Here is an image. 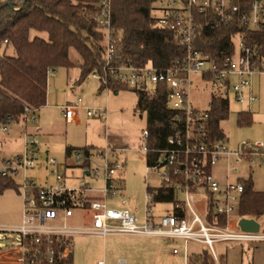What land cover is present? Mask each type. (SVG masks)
Listing matches in <instances>:
<instances>
[{
    "label": "built area",
    "instance_id": "2783aa9c",
    "mask_svg": "<svg viewBox=\"0 0 264 264\" xmlns=\"http://www.w3.org/2000/svg\"><path fill=\"white\" fill-rule=\"evenodd\" d=\"M96 7L94 19L102 34L97 44L102 68L92 70L89 75L106 85L111 74L130 88L146 91L157 84L164 85L166 107L174 112L170 121L174 131L166 136L163 147H149L146 126L141 132L140 151L145 154L144 177L148 190L143 218L140 220L125 206L127 199L122 195L118 178L123 161L115 149L106 147L97 151L100 163L91 166H87L90 156L79 149L71 152L72 165L86 170L91 178L100 179V188L92 187L83 177L76 185L66 183L65 164L52 157L45 164L47 175L54 178V183L41 185L27 175L38 164L39 142L35 134L26 132L22 152L0 158V177L19 178L22 199L21 221L16 225H0V240L4 242L0 246V264H57L70 255L71 240L76 235L103 238L141 235L181 240L185 256L188 243L196 242L204 245L217 263L216 243H264V221L255 219L259 228L253 232L238 226V221L246 217L231 218L233 212L238 213L244 190L239 165L243 163L252 169L264 163V141H241L231 148L225 137L211 139L207 131V109L195 107L191 99L192 85L198 80L204 88L212 87L211 96L218 94L229 99L231 95L237 103L248 104L246 111L251 113V104L258 100L251 92V80L257 74H264V55L247 45L242 33L237 32L232 55L221 64L214 62L195 47V13L204 14L208 23L217 28L264 30V0L154 2L155 26L171 31L184 49V56L166 69L119 60L115 52L112 0H98ZM54 71L55 68H48L47 76ZM81 108L82 98L78 97L62 107V114L70 120ZM34 111L24 107L21 117L24 123L35 121ZM84 111L88 117L107 119L105 107H84ZM8 125L0 124V131H7ZM220 161L225 163L224 182L212 174L213 166ZM150 177L157 180L155 185L147 183ZM158 189L171 190L173 197L170 202H161L169 205V210L154 217L153 192ZM93 191L100 192V198H93ZM111 200H118L119 206H109ZM79 211L80 218L88 222L70 224V218ZM209 217H213V222ZM222 217L226 223L218 224V218ZM177 252V248L173 249V253Z\"/></svg>",
    "mask_w": 264,
    "mask_h": 264
},
{
    "label": "trees",
    "instance_id": "16d2710c",
    "mask_svg": "<svg viewBox=\"0 0 264 264\" xmlns=\"http://www.w3.org/2000/svg\"><path fill=\"white\" fill-rule=\"evenodd\" d=\"M157 0H112V26L116 31L115 52L121 61L135 66L151 65L168 68L184 56V49L171 31L155 26L152 14ZM98 0H5L0 2V45L10 46L14 53L0 54V124L19 121L24 107L39 108L46 102L47 69L74 64L69 58L73 48L81 57L82 82L94 70H101L102 55L97 49L102 39L97 29L96 4ZM33 32V33H32ZM46 33L42 36L40 33ZM241 32L245 43L264 55V30L240 27H214L204 14L195 13V47L216 63L234 52L233 37ZM110 90H130L136 93L135 110L145 114L149 147H163L172 133L170 121L174 112L166 107V87L157 84L152 90L135 89L118 82L110 74L106 85ZM207 131L211 139L225 137L221 122L228 117L229 100L218 94L211 97L207 108ZM252 115L237 113L239 126L250 125ZM73 148L66 147L69 154ZM90 156L89 147L79 149ZM97 152V151H96ZM244 190L238 213L241 217L259 219L264 215V191H256L250 179L241 180ZM16 185L13 179L0 177V190ZM153 192V191H152ZM172 191L158 189L153 201L170 202ZM213 222V217H209ZM225 224V218H218ZM71 255L57 264L71 263ZM226 264L225 255L218 257ZM186 264H217L207 248L188 255Z\"/></svg>",
    "mask_w": 264,
    "mask_h": 264
},
{
    "label": "rangeland",
    "instance_id": "374dc122",
    "mask_svg": "<svg viewBox=\"0 0 264 264\" xmlns=\"http://www.w3.org/2000/svg\"><path fill=\"white\" fill-rule=\"evenodd\" d=\"M40 34L44 37L46 36L44 32ZM6 53L12 54L14 51L8 47ZM69 58L74 66L70 68L57 67L54 72L48 74L46 97V105L48 104V106L38 112L40 125L44 117L50 126V129H48L51 132L49 157H55L57 160L63 161L66 146L78 148L85 145V143L103 146L105 145L106 137H109L110 144L112 149L116 150L117 157L125 162L123 179L125 196L128 197L126 207L140 218L145 205V195L148 192L145 177H143V175L145 176V154L139 151L141 132L146 126V118L144 113L140 114L135 110L136 93L123 89L119 90L117 95H114V91L110 90H104L98 95L99 80L89 76L83 82L78 83L81 57L73 48L69 50ZM212 91V87L204 88L198 80L194 82L191 91L193 105L199 109H207L213 96H211ZM251 92L258 100L251 104L252 123L245 126L237 124V113L246 110L249 107L248 104L237 103L229 95V114L221 122V127L225 139L231 148L241 141H264V74H257L252 78ZM78 97L87 101L90 108L105 107L109 113L108 119L104 121L94 117L88 118L85 112L79 110V120L77 122L65 123L60 118L61 110L57 109L55 105H65L74 102ZM38 114H36V117H38ZM35 126L36 124L29 123L28 129H32ZM9 127L8 132H0V157L4 158L20 153L23 149L24 134L21 132L22 123L20 122L17 127L9 124ZM38 142L40 146V140ZM40 147L42 149L45 148V144H41ZM224 169L225 163L222 161L212 168L214 178L220 182H224ZM74 173L82 174L81 167H76V172ZM27 174L34 175L33 177L36 178L38 183L42 184L44 174H47V171L46 169H41L37 172L28 170ZM249 174H251L254 187L256 189H264V163L254 166L252 170H249L245 164H240L239 175L246 178ZM14 181L16 185L0 190V225L2 226L16 222L22 212V199L18 187L19 178H15ZM147 183L155 185L157 180L150 177ZM111 205L114 206V204ZM162 208L156 207L153 210L157 212ZM238 217L239 214L237 212H233L231 215L233 220L238 219ZM259 221L263 223L264 216L259 218ZM69 223H73V220H69ZM104 238L91 235L74 236L73 261L66 264H98L99 262L111 264V260L116 261L118 257H124L121 252L107 255L105 249L108 251L110 246L127 245L131 241L125 240L121 235H108ZM2 243L4 242L0 240V246L3 245ZM256 244L259 247V251H256V247L254 249V245L248 243H216L215 249L218 254L226 253L231 264H238L241 256L242 264H247L253 257L256 263L263 258V244ZM174 246L180 248L181 243L160 245L161 261L157 263L151 261L152 255L147 252L150 249L148 244L138 246L143 252L142 263L185 264L182 254H172L171 251ZM202 247L201 244L190 243L189 251L198 252Z\"/></svg>",
    "mask_w": 264,
    "mask_h": 264
},
{
    "label": "crops",
    "instance_id": "0c3cea01",
    "mask_svg": "<svg viewBox=\"0 0 264 264\" xmlns=\"http://www.w3.org/2000/svg\"><path fill=\"white\" fill-rule=\"evenodd\" d=\"M1 2V1H0ZM8 47H10V46H8ZM8 47H6L5 49L3 48V47H0V52L2 53V51L4 50L5 52H6V50H7V48ZM11 48V47H10ZM6 54H8V53H6ZM10 54V53H9ZM13 54V53H12ZM80 64H81V62L79 63V75H80ZM74 66V65H73ZM90 75H88L86 78H88ZM85 78V79H86ZM95 79V78H94ZM77 80V79H76ZM75 80V81H76ZM77 82V81H76ZM83 82V81H82ZM79 83V82H78ZM99 86H98V88H97V94L98 95H100L101 94V92L102 91H104V90H110V89H106V88H104L103 86H102V84L99 82V84H98ZM110 91H113V90H110ZM118 94V91H114V95H117ZM109 95V94H108ZM107 95V96H108ZM46 97H47V95H46ZM48 103V102H47ZM68 104V103H67ZM66 105V104H65ZM48 106V104L46 105V102H45V104L43 105V106H41V107H39V108H33L35 111H34V115H35V121H33V122H27V123H24L23 122V120H22V115H21V117H20V119H19V121H17V122H12V123H9V124H12V125H15L16 127L17 126H19L20 125V122L22 123V130H21V132L23 133V134H25L26 132L27 133H32V134H35L36 135V137H37V139L38 140H40V142H41V144H45V148H41L40 146H41V144H40V146H39V150H38V155H37V160H38V164H37V166L34 168V169H30V170H32V171H34V172H37L38 170H41V169H46V160H47V158H49V143H50V136H51V132L48 130V129H50V126L48 125V122L45 120V118L43 117L42 118V120H41V125H40V123H39V114H38V112L40 111V109H45L46 107ZM49 106H50V104H49ZM64 105H55V107L57 108V109H59V110H61V116H60V118L61 119H63L64 120V122L65 123H69V122H77L79 119H78V116H79V113H80V111L79 110H81V112H85L84 111V107H88L89 105H88V103H87V101H85V100H83L82 99V108L81 109H79L78 111H77V113L75 114V116L72 118V119H70V120H67V119H65V117L63 116V114H62V107H63ZM244 112H247L246 110H243ZM248 113V112H247ZM36 114H38V117H36ZM249 114H252V113H249ZM86 115V114H85ZM108 115H109V113H108ZM108 115H107V119H108ZM88 117V116H87ZM88 118H91V117H88ZM94 118H96V117H94ZM100 119V118H99ZM106 119V120H107ZM102 120V119H101ZM106 120H104V121H106ZM29 123H31V124H36V126L34 127V128H32V129H28V124ZM45 126V127H44ZM43 128V129H42ZM9 129H10V127H9V125H8V130L7 131H5V132H8L9 131ZM0 132H2V131H0ZM2 133H4V132H2ZM39 137V138H38ZM106 142H105V145H103V146H96V145H92V144H86L85 143V145H83V146H81V147H78V148H75V147H72V146H66V147H71V148H73L72 150H71V152L73 151V150H75V149H80V148H84V147H89L91 150H92V152H91V154H90V161L88 162V165L87 166H91V165H94V164H99L100 163V161H99V159L96 157V151H99V150H103L104 148H106V147H110V148H112V146H111V141L109 140V137H106V140H105ZM140 151V150H139ZM69 153V154H67L66 153V148H65V157H64V160L63 161H59V160H57L55 157H52V158H55L59 163H63V164H65V170H64V173H65V175H66V183H68V184H71V185H76L77 183H78V180L80 179V178H84V179H86L88 182H89V184L92 186V187H94V188H100L101 186H102V181L100 180V179H93V178H91L88 174H87V172H86V170H83L82 168V174H80V175H78V174H75L74 172H76V167H79V166H73L72 165V156H71V154L72 153ZM18 154V153H17ZM15 155V154H14ZM0 158H2V157H0ZM145 158V157H144ZM122 161H123V167H122V169H121V171L119 172V175H118V178H119V183H120V185H121V190H122V195L127 199V201H126V204L128 203V197H126L125 196V190H124V179H123V171H124V169H125V162H124V160L122 159ZM145 162H146V160H145ZM146 165V164H145ZM259 165V164H258ZM249 170H252V169H249ZM28 175V174H27ZM28 176H30L32 179H34L37 183H38V181L36 180V178L35 177H33L34 175H28ZM143 177H144V175H143ZM242 177V176H241ZM44 181H43V183L41 184V185H44V184H51V183H54V178L52 177V176H49V175H47V174H44ZM242 179H250L251 180V174H249V176L248 177H246V178H244V177H242ZM15 182V181H14ZM251 182H252V180H251ZM38 184H40V183H38ZM253 184V183H252ZM253 189L254 190H256V191H264V189H256L255 187H254V185H253ZM91 195H92V197L93 198H100V196H101V193L100 192H98V191H93V192H91ZM108 204H109V206H113V205H111V204H114V206L113 207H115V206H119V202H118V200H111V201H109L108 202ZM126 206V205H125ZM168 206V207H167ZM153 209L154 208H156V207H158V208H160V207H163L162 209H160L159 211H157V212H155L154 210H153V215H154V217L156 216H160L161 214H163V213H165L166 211H168L169 210V205H167V204H163V203H161V202H159V203H153ZM127 208V207H126ZM129 209V208H128ZM131 212H132V210L131 209H129ZM136 210V209H135ZM134 210V211H135ZM137 211V210H136ZM143 213H144V209H143ZM143 213H142V215H141V217L139 218L140 220H142V218H143ZM80 215H82V212H77L76 213V217H72V218H70V220H73V223H70V224H74V225H77V224H82V223H84V222H88V220H82L81 218H80ZM264 216V215H263ZM21 217H22V212H21V214H20V216L18 217V219H17V221L16 222H14V223H11V224H8V225H16V224H18L20 221H21ZM74 218H76V219H74ZM261 218V217H260ZM123 238H125V240H128V241H131L129 244H127V245H123V244H121V245H118V246H116V245H113V246H110L109 248H108V251H106V249H105V253H107V255H113L114 253H116V252H121V253H123L124 254V257H118L117 259H116V261L115 260H111L110 261V263L111 264H145V263H142V256H143V252H142V250L140 249V247H138V246H141L142 244H148L149 245V247H150V249H149V251H147L148 252V254L149 253H151V255H152V258H151V261H153V262H160L161 261V258H160V251H159V248H160V245H167L168 243H177V242H179V243H181V247L180 248H177V247H173L172 248V254L173 255H178V254H182L183 256H184V260H185V264H186V262H187V258H188V255L190 254V253H193V252H190L189 251V244L190 243H196V242H189L188 243V254H187V256H185L184 255V252H183V249H182V246H183V242L181 241V240H168V239H165V238H161V237H155V236H141V235H121ZM105 239V238H104ZM221 243H223V242H221ZM221 243H218V244H221ZM230 243H235V242H230ZM196 244H200V243H196ZM223 244H226V243H223ZM239 244H243V243H239ZM261 244H263V246H262V251H263V258H261L260 259V261L259 262H254V257L251 259V261H248L247 262V264H264V243H261ZM202 245V244H201ZM252 245H254L253 247H254V249H255V247H256V251H259V247H257V244H252ZM203 247L202 248H206L204 245H202ZM175 248H177V250H178V252L177 253H173V249H175ZM201 248V249H202ZM71 251H70V255H71V262L73 261V238H72V240H71V249H70ZM215 251H216V249H215ZM199 252V251H198ZM216 255H217V257H219L220 255H225V258H226V264H231L230 263V261H228V256H227V254L225 253H221V254H218V252L216 251ZM242 257V256H241ZM240 257V260H239V262H238V264H242V262H243V260H242V258ZM216 262V261H215ZM219 262V261H218ZM217 263V262H216ZM217 264H219V263H217Z\"/></svg>",
    "mask_w": 264,
    "mask_h": 264
},
{
    "label": "water",
    "instance_id": "95a60500",
    "mask_svg": "<svg viewBox=\"0 0 264 264\" xmlns=\"http://www.w3.org/2000/svg\"><path fill=\"white\" fill-rule=\"evenodd\" d=\"M238 226L244 231L256 232L259 228V223L253 218H241L238 221Z\"/></svg>",
    "mask_w": 264,
    "mask_h": 264
}]
</instances>
